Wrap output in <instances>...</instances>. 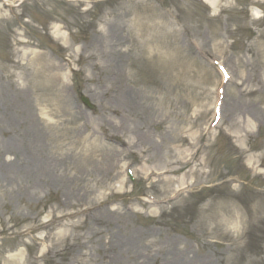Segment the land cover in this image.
<instances>
[{"label": "rangeland", "instance_id": "1", "mask_svg": "<svg viewBox=\"0 0 264 264\" xmlns=\"http://www.w3.org/2000/svg\"><path fill=\"white\" fill-rule=\"evenodd\" d=\"M263 62V1L0 0V264H264Z\"/></svg>", "mask_w": 264, "mask_h": 264}, {"label": "bare ground", "instance_id": "2", "mask_svg": "<svg viewBox=\"0 0 264 264\" xmlns=\"http://www.w3.org/2000/svg\"><path fill=\"white\" fill-rule=\"evenodd\" d=\"M254 1L256 2V1H259V0H254ZM262 35H263V31H259L258 35H257V38L261 39ZM263 65H264V62H263ZM242 130H244V125H243ZM240 137L241 136H239V138ZM203 146H205V145H203ZM181 154H183L182 151L179 152L178 160L182 159L185 156V155H183V157H181ZM193 162L195 163L194 164L195 168H193V165H191L189 167V169L184 173L183 177L178 178L177 180L176 179L172 180V179L167 178V177H163L161 179L158 178V184L160 185V183H162V185H164L163 183L170 184L171 182L172 183L175 182V183H177L178 186H182V185H184L186 183L185 178H187V177H189L191 175L192 176L193 175L194 176L197 175L198 177H201V179L203 178L202 180H206L208 175H209V173H210V171H203V163L201 161V157L197 156V157L193 158ZM165 172L166 173H169V172L172 173V172H174V170L170 169V170H167ZM159 175L162 176L163 173H160ZM261 179L264 182V172L261 173ZM230 181H233V179H230ZM172 185L173 184H171V186ZM188 186L190 187V185H188ZM183 188H185V187H181L177 191H180ZM165 190H167V189H165ZM230 193L233 194V192H231V191H230ZM262 193H264V192L262 191ZM230 206H231V204H227V203H224V202H220V203L217 204V206H216L217 207V211L216 212H217V214H219L220 218L223 217V215H225L227 212L231 213ZM263 209H264V204H261L259 201H257L255 203V205L253 206V208H252V211H253L252 215L254 216L256 213H258L259 210H263ZM233 219H234V217H233Z\"/></svg>", "mask_w": 264, "mask_h": 264}]
</instances>
